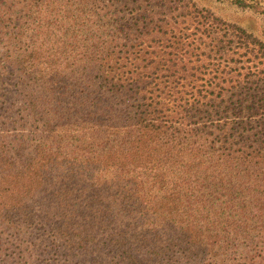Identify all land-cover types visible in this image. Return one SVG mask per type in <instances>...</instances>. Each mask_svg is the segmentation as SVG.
Segmentation results:
<instances>
[{"label":"trees","instance_id":"16d2710c","mask_svg":"<svg viewBox=\"0 0 264 264\" xmlns=\"http://www.w3.org/2000/svg\"><path fill=\"white\" fill-rule=\"evenodd\" d=\"M0 264H264V41L193 0H0Z\"/></svg>","mask_w":264,"mask_h":264},{"label":"rangeland","instance_id":"374dc122","mask_svg":"<svg viewBox=\"0 0 264 264\" xmlns=\"http://www.w3.org/2000/svg\"><path fill=\"white\" fill-rule=\"evenodd\" d=\"M197 6L208 8L227 21L242 26L264 41V0H241L244 6H237L236 0H193Z\"/></svg>","mask_w":264,"mask_h":264}]
</instances>
